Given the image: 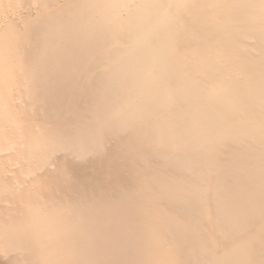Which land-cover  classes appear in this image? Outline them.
<instances>
[{
  "label": "bare ground",
  "instance_id": "bare-ground-1",
  "mask_svg": "<svg viewBox=\"0 0 264 264\" xmlns=\"http://www.w3.org/2000/svg\"><path fill=\"white\" fill-rule=\"evenodd\" d=\"M0 264H264V0H0Z\"/></svg>",
  "mask_w": 264,
  "mask_h": 264
}]
</instances>
